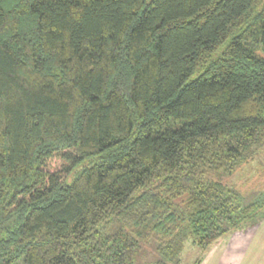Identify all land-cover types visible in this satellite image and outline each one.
Segmentation results:
<instances>
[{
	"label": "trees",
	"instance_id": "trees-1",
	"mask_svg": "<svg viewBox=\"0 0 264 264\" xmlns=\"http://www.w3.org/2000/svg\"><path fill=\"white\" fill-rule=\"evenodd\" d=\"M263 149L264 0H0V264H181Z\"/></svg>",
	"mask_w": 264,
	"mask_h": 264
},
{
	"label": "crops",
	"instance_id": "crops-1",
	"mask_svg": "<svg viewBox=\"0 0 264 264\" xmlns=\"http://www.w3.org/2000/svg\"><path fill=\"white\" fill-rule=\"evenodd\" d=\"M200 264H264V217L216 240Z\"/></svg>",
	"mask_w": 264,
	"mask_h": 264
},
{
	"label": "rangeland",
	"instance_id": "rangeland-1",
	"mask_svg": "<svg viewBox=\"0 0 264 264\" xmlns=\"http://www.w3.org/2000/svg\"><path fill=\"white\" fill-rule=\"evenodd\" d=\"M258 155L249 163L238 168L233 175L228 179V183L236 186L247 197V201L255 199L259 192L264 189V149L262 152L258 151ZM262 166V165H261ZM155 242L150 240L143 245V249L138 255V260L135 264H150L158 257L157 251L154 249ZM205 252L190 242V237L184 241V248L182 249L179 258L181 264H194L197 258H203Z\"/></svg>",
	"mask_w": 264,
	"mask_h": 264
}]
</instances>
